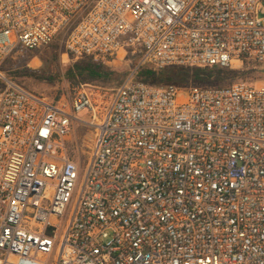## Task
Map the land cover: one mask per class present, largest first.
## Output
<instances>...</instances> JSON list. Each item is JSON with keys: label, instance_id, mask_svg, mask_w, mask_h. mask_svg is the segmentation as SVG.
Returning a JSON list of instances; mask_svg holds the SVG:
<instances>
[{"label": "built area", "instance_id": "obj_1", "mask_svg": "<svg viewBox=\"0 0 264 264\" xmlns=\"http://www.w3.org/2000/svg\"><path fill=\"white\" fill-rule=\"evenodd\" d=\"M62 35L63 64L137 63L58 99L0 73V264H264V85L134 79L264 66V0H0V67Z\"/></svg>", "mask_w": 264, "mask_h": 264}, {"label": "rangeland", "instance_id": "obj_2", "mask_svg": "<svg viewBox=\"0 0 264 264\" xmlns=\"http://www.w3.org/2000/svg\"><path fill=\"white\" fill-rule=\"evenodd\" d=\"M63 35L49 47L41 48L39 50L26 51L17 50L9 55L1 64L0 73L5 78L12 79L14 73L19 75L15 77L16 82L28 90L50 99H58L61 96H70L76 85H71L62 78L66 67L69 64L61 62V45ZM137 63V55L133 52H119L118 57L109 59L105 64L120 73H130ZM231 70H244L242 79L226 82L220 86H228L238 81L248 82L254 86L264 85V66L255 64L253 62H244L243 65L237 63L233 64ZM36 77L54 78L52 83L36 79ZM192 86L209 87L214 85H204L196 82H190ZM1 86V85H0ZM79 86V85H78ZM94 86V85H93ZM103 88H115L118 85L114 83L95 85ZM184 91V89L179 88ZM88 132L80 124L73 125V131L68 138V147L71 157L80 164L84 162L82 148V136ZM78 152L80 155H78ZM80 156V157H79ZM79 157V158H78Z\"/></svg>", "mask_w": 264, "mask_h": 264}, {"label": "trees", "instance_id": "obj_3", "mask_svg": "<svg viewBox=\"0 0 264 264\" xmlns=\"http://www.w3.org/2000/svg\"><path fill=\"white\" fill-rule=\"evenodd\" d=\"M243 73H245L244 70H231L220 67L206 69L163 68L157 70L142 67L136 72L134 79L148 85H175L186 90L191 87L190 82L225 87L220 85L236 79H242ZM129 74V72L124 74L113 70L101 61L83 60L67 66L62 78L71 85L76 86L81 84L95 86L106 83H114L119 86ZM18 75V73H14L12 80H15ZM36 79L50 83L54 81V78L36 77ZM1 84L2 82L0 81Z\"/></svg>", "mask_w": 264, "mask_h": 264}]
</instances>
